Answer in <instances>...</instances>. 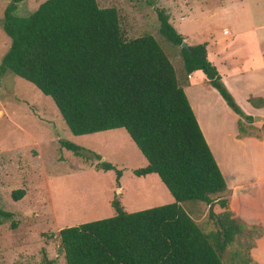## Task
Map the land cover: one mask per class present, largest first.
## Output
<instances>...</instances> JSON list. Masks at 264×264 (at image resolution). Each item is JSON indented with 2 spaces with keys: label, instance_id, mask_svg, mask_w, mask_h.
Instances as JSON below:
<instances>
[{
  "label": "trees",
  "instance_id": "1",
  "mask_svg": "<svg viewBox=\"0 0 264 264\" xmlns=\"http://www.w3.org/2000/svg\"><path fill=\"white\" fill-rule=\"evenodd\" d=\"M20 0H9L0 27L9 44L0 58V76L9 71L48 96L74 135L123 128L146 164L135 175L154 173L172 201L125 211L116 199L113 214L57 231L64 264H223L220 253L241 231L221 211L209 216L214 230L203 232L179 202L209 204L225 182L201 133L173 66L153 36L125 39L114 7L96 0H43L24 16L14 14ZM158 31L179 45L186 74L199 69L237 115L252 121L236 104L205 43L180 46L182 35L161 9ZM78 153V147L62 142ZM104 170L113 166L98 162ZM116 176L120 175L115 170ZM22 189L10 192L17 200ZM10 213L0 209V221ZM38 264H54L43 254Z\"/></svg>",
  "mask_w": 264,
  "mask_h": 264
},
{
  "label": "rangeland",
  "instance_id": "2",
  "mask_svg": "<svg viewBox=\"0 0 264 264\" xmlns=\"http://www.w3.org/2000/svg\"><path fill=\"white\" fill-rule=\"evenodd\" d=\"M8 1L0 0V23ZM42 1L20 0L14 14L27 15ZM96 3L99 7L116 9L125 39L153 36L171 62L178 84H184L185 77L180 48L159 33L156 9L163 10L175 30L186 38L183 39L186 45L213 41L214 54L222 49L223 54L216 57L219 67H223L219 64L220 57L235 68L240 64L233 57L245 55L259 63L264 52V0H96ZM224 28L231 35H224L221 32ZM248 30L249 33H242ZM237 31L241 32L239 36L235 35ZM8 44L9 38L0 27V58ZM247 65L245 62L243 67ZM198 75H192L187 92L198 102L203 124L211 131L214 146L211 153L222 175L225 174L223 178L228 185L232 179L245 182L253 174L263 178L264 147L237 138L264 139V69L227 78L225 85L236 104L245 114H253L252 121L236 114L234 123L231 115L235 113L221 98L216 100V91L202 83ZM236 131H240L238 137ZM62 142L77 146L78 153L64 147ZM100 161L110 163L113 168L102 169L98 166ZM145 164L123 128L74 135L48 96L30 82L5 71L0 76V209L10 216L0 221V264H38L43 254L54 264H64L58 229L112 215L114 199L128 212L171 202V195L156 174L133 173ZM115 170H119V176ZM257 186L264 189V182ZM242 187L244 190L238 191V196L246 193L252 198L248 210L252 213L262 209L264 203L260 199H264V190ZM14 189L24 192L17 200L10 195ZM219 198H225V194H215L211 204L183 201L179 205L203 232H209L214 230L209 211L217 214L222 210ZM242 201L238 199L239 204ZM230 215L241 231L220 253L222 263L264 264V236L257 242L264 233L263 226L232 211Z\"/></svg>",
  "mask_w": 264,
  "mask_h": 264
},
{
  "label": "crops",
  "instance_id": "3",
  "mask_svg": "<svg viewBox=\"0 0 264 264\" xmlns=\"http://www.w3.org/2000/svg\"><path fill=\"white\" fill-rule=\"evenodd\" d=\"M250 31L253 32L254 27H252ZM250 31L249 30L244 31L242 33L246 34V33H249ZM221 32L224 35H231V32L228 28L222 29ZM235 33H236L235 35H237V36H239L241 34V32H238V31ZM183 39H186V38L183 37ZM262 39L264 40V37H262ZM262 39H260V40H262ZM204 42H205L206 58L209 61L211 60L210 62L215 66V63L217 62L216 57L218 55H222L223 50L219 48V49H217V50H219L218 54H214L212 51L213 47H214L213 41H204ZM199 43H201V42H199ZM194 44H197V43H192L190 45H194ZM233 58L237 61L238 64H240V67L239 66L235 67V68L231 67V65L229 63H227L228 61L222 59L221 57L219 58V59H221V61H219V64H221L223 67H219L216 63L217 66L215 68H216L217 72L219 73V75L222 77L224 82H226L227 78L230 76L241 75L243 72H253V71L264 69V52H262L260 54L259 63L256 61H253V59H250L249 56L247 57L245 55H237V57H233ZM245 62L248 63L247 67H243ZM243 68H246L247 70H243ZM200 72L201 71L199 69H196V70L191 71L188 74L185 73L184 84H179V85L184 91V94H185L187 101L190 105V108L194 114V117L197 121V124L201 130V133H202L210 151L212 152V151H214V146H213V144L211 142L212 140L210 138L211 137V131H209L208 127L205 124H203L202 117H201L202 115L200 113V107H199L198 102H196L194 100V97L191 96V98H190V96H188V92H187L188 89L190 90V88H191V84L189 83L190 82L189 80L192 79L193 74H196V73L199 74L198 76H199V79H201V82L202 83L205 82L206 78L203 77L204 75L202 76V74ZM226 84H227V82H226ZM215 96H216V100L217 99L220 100V97L217 94V92H216ZM258 109H262V108H256L255 110L258 111ZM263 109H264V107H263ZM254 112H256V111H254ZM255 116H257V115H255ZM231 117H232L231 121L234 123V120L237 119L236 114H232ZM112 129H117V128H112ZM108 130H110V129H108ZM239 134H240V131H236L237 137L239 136ZM237 139H240L241 142L251 141L254 146H256V144H257V145H261V148L264 147V139H259V138L252 137V136H249V137L248 136H243V137L239 136ZM218 168H219V170L221 169L220 165ZM220 172L222 174V170H220ZM227 174H229V173H227ZM222 176H225V174H223ZM256 176L257 175L253 174L252 177L248 178L245 182L235 181L234 179H232V181L230 180L229 185L226 182V179L223 178L224 182H225V188L223 191L219 192V194H225V198H227L226 199L227 200L226 201V205H227L226 209L227 210L232 211L235 215L242 217L243 219H245L248 222L251 221V222L261 224L263 226V229H264V206L262 207L263 210L260 208H257V210L252 211V213H251L248 210V208L250 207L249 205L252 204L251 201L249 200V199H252L251 196L247 195L246 193L244 195L238 196V191L244 190V187H242L243 185L244 186L246 185L249 187H258V189H259L258 191L263 192L264 189L261 188L260 186H257V185L264 182V177L262 178V176L261 177H256ZM258 191L255 193L256 195H257ZM240 198L243 199L241 204H239V202H238V199H240ZM245 199H248V200H245ZM260 200L262 201V203H264V199H260ZM256 203L259 204L260 201L257 200ZM253 208H255V207L253 206ZM263 236H264V233L257 240V242H260L261 240H263L262 239Z\"/></svg>",
  "mask_w": 264,
  "mask_h": 264
},
{
  "label": "water",
  "instance_id": "4",
  "mask_svg": "<svg viewBox=\"0 0 264 264\" xmlns=\"http://www.w3.org/2000/svg\"><path fill=\"white\" fill-rule=\"evenodd\" d=\"M180 46L187 48V45H186L183 41L180 43ZM211 203H212V202H210V204H211Z\"/></svg>",
  "mask_w": 264,
  "mask_h": 264
}]
</instances>
